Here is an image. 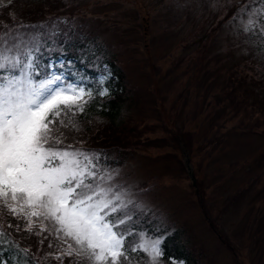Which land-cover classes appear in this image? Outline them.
Listing matches in <instances>:
<instances>
[{
    "label": "rangeland",
    "instance_id": "374dc122",
    "mask_svg": "<svg viewBox=\"0 0 264 264\" xmlns=\"http://www.w3.org/2000/svg\"><path fill=\"white\" fill-rule=\"evenodd\" d=\"M209 3L0 0V11L5 5L11 9L3 11L0 22L6 13L21 19L52 13L79 17L68 27L93 33L97 43L108 46L136 103L127 118L131 126L120 136L124 146L104 152L111 154L120 178L139 186L140 198L175 227L180 233L175 241L197 264H264V120L257 110L262 102L229 72L248 60L264 68L263 56L230 38L229 13ZM197 55L204 57V69L195 79ZM251 104L256 108L250 113ZM78 118L84 121L83 142L96 144L94 124ZM142 119L144 128L136 123ZM131 128L139 132L134 135ZM63 131L66 144L71 140L73 147L93 150L76 142L73 131ZM158 138L163 140L156 145L168 146L152 147ZM43 223L39 230L48 231L37 235L41 241L66 248L51 224ZM134 264L146 262L137 254Z\"/></svg>",
    "mask_w": 264,
    "mask_h": 264
},
{
    "label": "snow or ice",
    "instance_id": "6c2138e0",
    "mask_svg": "<svg viewBox=\"0 0 264 264\" xmlns=\"http://www.w3.org/2000/svg\"><path fill=\"white\" fill-rule=\"evenodd\" d=\"M209 7L230 13V38L264 56V0H210ZM67 23H0V218L11 217L7 229L25 235L48 231L35 232L36 220L50 223L66 244L56 260L134 264L139 254L161 264L175 227L120 178L110 153L65 143L63 130L79 131L74 118L109 95L112 79L98 43ZM0 264L38 262L0 227ZM169 264L184 261L170 256Z\"/></svg>",
    "mask_w": 264,
    "mask_h": 264
},
{
    "label": "trees",
    "instance_id": "16d2710c",
    "mask_svg": "<svg viewBox=\"0 0 264 264\" xmlns=\"http://www.w3.org/2000/svg\"><path fill=\"white\" fill-rule=\"evenodd\" d=\"M39 1L43 2V0H39ZM53 14L54 13L42 14L39 17H35L34 15L31 18H26V22L29 24H35L42 21L44 18L47 17V15H53ZM91 39L95 41V38H91ZM98 50L101 51L102 49L98 47ZM106 54H107V59L115 60L114 58L110 57L108 51H106ZM109 60H105V63H109L111 68L114 69V73L110 81V95L109 97L106 98L97 97L92 103H90L85 108V111L83 114H81V116L84 117L86 122H88L89 124H94L95 126V136L93 138V141L96 144H92V142L90 141L89 142L90 147L100 148V149L114 148L117 150L124 146L119 144L121 142L120 136L126 135L127 131L125 130V128H127V126L128 127L131 126V121H128L127 118L129 114L135 112L134 108H136V103L134 102V99L132 97L131 90L127 88V86L124 84L125 80L123 79L122 73L118 71L119 68L116 67L115 62L111 63L109 62ZM203 65H204V57H202L201 55H197L194 61L195 79H197L198 77V72L201 73L203 72L204 69ZM229 72H233L234 75L233 78L236 80L235 82H237L238 85L242 84V86H245V90H247L249 94L253 93L256 99L262 102V110H260V108H257V110L258 113L261 114L260 118L264 120V68L258 65L255 61L248 60L247 64L243 65V63H240V65L233 67ZM257 85H261V87L259 89L258 88L251 89V87ZM155 91H156V86L154 88V92ZM255 108H256V104H251L248 108V111L251 113L252 112L251 110ZM136 123L139 124L140 127L143 126V128L146 125L144 124V119H142L139 123L138 122ZM137 131H135L134 128H131L130 133L132 132L134 135H136ZM92 133H93L92 130L87 131L88 135H91ZM102 133L104 134L106 133L109 135L108 140H104L103 139L104 136L100 137ZM143 134H145V131ZM143 134L141 132L139 137H142ZM71 135L74 136V138L76 137L78 142L88 145L87 143L83 142L84 138H82V133L80 131L73 132V134ZM161 140L163 139L162 138L155 139L154 143L152 144V147L159 148V147L168 146V144L156 145V143H158ZM70 141L71 140H69V142ZM201 191L202 190L199 189L200 193ZM202 198H205V193L202 194ZM9 222H13L12 218L8 217L7 215L3 216L2 218H0V227H4L7 231H9L11 238L18 239L17 241L19 243L27 242V245L31 246V254L35 257V260L38 262V264H70V261L67 258H63L62 261L61 260L56 261L55 259H53L50 262L48 258H50L51 256L45 255L46 251L44 250V248L48 245L46 238L42 239L44 242L41 244V240H39L33 235H25L23 232H17L15 228L7 229V224ZM165 253L166 255H176L178 257H186L191 261L192 264V259L190 258V256H187L185 254L184 249L181 248V245L177 242L170 243L169 241H166ZM193 264H196V262H193Z\"/></svg>",
    "mask_w": 264,
    "mask_h": 264
}]
</instances>
